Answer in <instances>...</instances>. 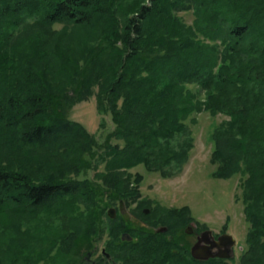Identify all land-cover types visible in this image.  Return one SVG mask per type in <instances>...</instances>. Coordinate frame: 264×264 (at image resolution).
I'll use <instances>...</instances> for the list:
<instances>
[{
	"label": "trees",
	"instance_id": "1",
	"mask_svg": "<svg viewBox=\"0 0 264 264\" xmlns=\"http://www.w3.org/2000/svg\"><path fill=\"white\" fill-rule=\"evenodd\" d=\"M94 95L104 139L70 117ZM203 111L212 176L241 175L238 264H264V0H0V264H77L97 207L142 195L128 169H183Z\"/></svg>",
	"mask_w": 264,
	"mask_h": 264
},
{
	"label": "flooded vegetation",
	"instance_id": "2",
	"mask_svg": "<svg viewBox=\"0 0 264 264\" xmlns=\"http://www.w3.org/2000/svg\"><path fill=\"white\" fill-rule=\"evenodd\" d=\"M145 199L141 195L131 203L119 200L97 207L99 227L91 232L92 245L77 264H238L244 247L226 222L215 227L188 205L141 203ZM225 233L235 241L221 239ZM197 244L201 252L213 255L196 257ZM225 252L231 257L219 255Z\"/></svg>",
	"mask_w": 264,
	"mask_h": 264
},
{
	"label": "rangeland",
	"instance_id": "3",
	"mask_svg": "<svg viewBox=\"0 0 264 264\" xmlns=\"http://www.w3.org/2000/svg\"><path fill=\"white\" fill-rule=\"evenodd\" d=\"M181 14L189 22L192 21V13ZM70 117L83 123L100 139H104L113 128L111 116L99 113L95 95L76 103L70 111ZM103 117L106 119L104 130L99 128ZM224 117H213L205 111L196 114V122L190 123L195 136L194 147L188 162L175 175L164 177L160 172L149 171L143 164L128 170L143 175L140 187L143 198L164 204L188 205L196 216L208 219L215 227L226 222L231 232L245 246L249 223L241 199V175L230 179L212 176L216 166L211 162L213 142L210 134L215 124Z\"/></svg>",
	"mask_w": 264,
	"mask_h": 264
},
{
	"label": "water",
	"instance_id": "4",
	"mask_svg": "<svg viewBox=\"0 0 264 264\" xmlns=\"http://www.w3.org/2000/svg\"><path fill=\"white\" fill-rule=\"evenodd\" d=\"M121 204H124V202L122 201ZM111 215H113V212H111ZM233 236L234 235L231 234V233H225V234L221 235V239H223V238H233V240L235 241V238ZM201 249H202V247L199 246V244H197V245L194 246L193 253H194V255L196 257H199V258H208L211 255H213L211 253H208V254L203 253V252H201ZM219 255L224 256V257H231V253H228V252L220 253Z\"/></svg>",
	"mask_w": 264,
	"mask_h": 264
},
{
	"label": "bare ground",
	"instance_id": "5",
	"mask_svg": "<svg viewBox=\"0 0 264 264\" xmlns=\"http://www.w3.org/2000/svg\"><path fill=\"white\" fill-rule=\"evenodd\" d=\"M81 263V262H80Z\"/></svg>",
	"mask_w": 264,
	"mask_h": 264
}]
</instances>
